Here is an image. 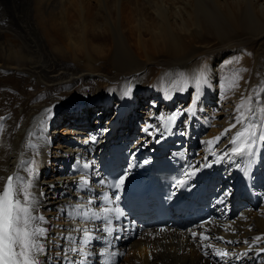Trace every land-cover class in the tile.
<instances>
[{"label": "bare ground", "instance_id": "6f19581e", "mask_svg": "<svg viewBox=\"0 0 264 264\" xmlns=\"http://www.w3.org/2000/svg\"><path fill=\"white\" fill-rule=\"evenodd\" d=\"M249 95L264 99V0H0V175L31 181L40 264H264V143L229 153ZM171 115L186 170L226 157L211 188L228 202L207 226L153 239L122 223L115 198L100 206V176L116 155L158 146ZM231 160L252 168L255 203L230 204L240 193L226 179L242 176Z\"/></svg>", "mask_w": 264, "mask_h": 264}, {"label": "snow or ice", "instance_id": "6c2138e0", "mask_svg": "<svg viewBox=\"0 0 264 264\" xmlns=\"http://www.w3.org/2000/svg\"><path fill=\"white\" fill-rule=\"evenodd\" d=\"M238 80L239 74H236L230 87H237ZM197 85L199 86V81ZM236 113L232 127L240 125V129L232 139L235 145L232 152L240 156H250L257 143H264V99L259 95H249L237 105ZM47 114H51V109L47 110ZM2 131L0 126V132ZM26 171L33 174L32 168H27ZM120 182L123 183V180ZM31 187V181L18 174L6 177L0 175V264H40L38 257L45 253L44 245L40 241L46 238L47 230L41 227L46 221L35 214ZM83 215L87 216V213ZM83 232L84 243L87 244L93 237L87 229ZM203 238L208 239L206 236ZM260 239L261 237H256L257 241ZM99 255L105 257L111 254L101 252ZM216 255L227 256L228 253L217 251ZM103 264H112V261L106 259Z\"/></svg>", "mask_w": 264, "mask_h": 264}, {"label": "rangeland", "instance_id": "374dc122", "mask_svg": "<svg viewBox=\"0 0 264 264\" xmlns=\"http://www.w3.org/2000/svg\"><path fill=\"white\" fill-rule=\"evenodd\" d=\"M179 102H180V100L179 101H177L176 102V105H175V108H174V110L176 111L177 109H178V104H179ZM215 103H218V100H215ZM163 104H161V106H162ZM160 105H157V107H159ZM211 107V106H210ZM214 107H216L217 108V105H215ZM76 109H78V108H76ZM109 109V108H108ZM104 115L105 114H108L109 116L108 117H106L107 119H111L110 117H112V115H111V112H109V111H104V113H103ZM143 117H145V116H143ZM102 118V117H101ZM119 128V127H118ZM125 129H127V128H125ZM124 129V130H125ZM135 131V130H134ZM125 132V131H124ZM124 132H122V134L124 135V136H126L127 134H130L131 133V131L129 130V128H128V132H127V134H125ZM121 132H119L118 133V135L120 134ZM117 135V136H118ZM140 135H141V130H140ZM137 136H139V135H137ZM129 138H131V139H133L134 140V137H135V132H133V134H130L129 136H128ZM140 137V136H139ZM138 137V138H139ZM137 138V139H138ZM59 184H55L53 187H51V192L53 191V189L56 187V186H58ZM50 196V195H49Z\"/></svg>", "mask_w": 264, "mask_h": 264}]
</instances>
